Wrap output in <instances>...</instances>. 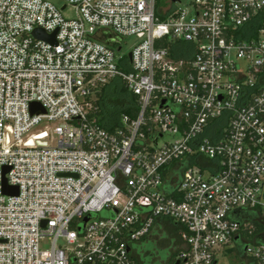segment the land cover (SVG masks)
I'll use <instances>...</instances> for the list:
<instances>
[{"label":"built area","instance_id":"obj_1","mask_svg":"<svg viewBox=\"0 0 264 264\" xmlns=\"http://www.w3.org/2000/svg\"><path fill=\"white\" fill-rule=\"evenodd\" d=\"M62 1L0 0V264H264V0Z\"/></svg>","mask_w":264,"mask_h":264},{"label":"rangeland","instance_id":"obj_2","mask_svg":"<svg viewBox=\"0 0 264 264\" xmlns=\"http://www.w3.org/2000/svg\"><path fill=\"white\" fill-rule=\"evenodd\" d=\"M55 4L57 7H62V0H48ZM186 1V0H184ZM65 16L76 17L75 11L68 8L65 11ZM137 41L134 38H128L124 40V53L128 56L132 51L134 44ZM109 89V90H108ZM108 90V105L113 110L116 109L117 113L124 102L121 101L118 91L115 86L107 88ZM135 97H130V101H135ZM170 137L167 136L165 140H161V144L168 140ZM181 226H176L175 223L164 220L159 221L153 227L151 233L144 238L137 245L133 246V252L137 257L135 259L141 261L143 264H173L170 262L172 256L177 255L179 252L185 250V245L181 242ZM49 248L48 244H44V249ZM224 264H245L241 258L239 252L233 251L231 256L223 262Z\"/></svg>","mask_w":264,"mask_h":264},{"label":"water","instance_id":"obj_3","mask_svg":"<svg viewBox=\"0 0 264 264\" xmlns=\"http://www.w3.org/2000/svg\"><path fill=\"white\" fill-rule=\"evenodd\" d=\"M176 1V0H174ZM56 35L57 33H53V34H48L46 33L45 31L41 30V29H37L34 33H33V36L38 39V40H42V41H45L47 43H50L52 45H55L57 43L56 41ZM105 43L109 46H111L114 42H121V39L113 34H110L108 32L105 33ZM122 50L121 47L117 48V51L120 52ZM31 111L33 114H44L45 111L37 104V103H34L32 104L31 106ZM10 169H6L4 171V175H6L8 173ZM4 192L6 194H9V195H15L17 196L19 194V189L18 187H11V186H8L7 184V181L4 180ZM87 221V220H86ZM176 264H180V262L178 261Z\"/></svg>","mask_w":264,"mask_h":264},{"label":"trees","instance_id":"obj_4","mask_svg":"<svg viewBox=\"0 0 264 264\" xmlns=\"http://www.w3.org/2000/svg\"><path fill=\"white\" fill-rule=\"evenodd\" d=\"M108 92V91H107ZM108 93H106L105 94V96H106V98L108 99V95H107ZM123 94H124V92H123ZM122 93H119V95H121V97H120V99H121V101H122V99L124 98V95H123ZM123 102V101H122ZM105 112L104 113H106V116H107V118H109L111 121H110V124H109V126H111L110 127V129H112L113 127H116V126H118V116L122 113V111H118L117 113H115L116 112V110L115 111H113V110H111V109H109V108H105V110H104ZM121 112V113H120ZM127 113H130V111L128 110V111H126ZM176 256V255H175ZM138 264H143L141 261H138L137 262Z\"/></svg>","mask_w":264,"mask_h":264},{"label":"flooded vegetation","instance_id":"obj_5","mask_svg":"<svg viewBox=\"0 0 264 264\" xmlns=\"http://www.w3.org/2000/svg\"><path fill=\"white\" fill-rule=\"evenodd\" d=\"M104 38H106V36L104 35ZM174 256L171 257V259H173Z\"/></svg>","mask_w":264,"mask_h":264}]
</instances>
